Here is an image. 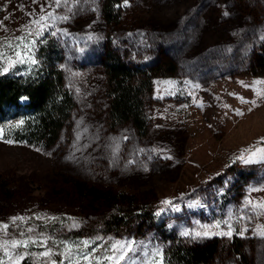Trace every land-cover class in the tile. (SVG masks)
I'll list each match as a JSON object with an SVG mask.
<instances>
[{
    "label": "rangeland",
    "instance_id": "obj_1",
    "mask_svg": "<svg viewBox=\"0 0 264 264\" xmlns=\"http://www.w3.org/2000/svg\"><path fill=\"white\" fill-rule=\"evenodd\" d=\"M100 2L0 0V74L31 72L37 44L50 36L74 100L50 147L12 132L24 108L0 122V176L15 189L9 201L0 193V262L161 264L172 238L218 237L213 264H236L226 243L237 235L254 264H264V74L250 68L264 36V0H128L116 24L105 22ZM108 39L131 62L174 63L152 76L143 136L107 122ZM60 173L133 193L149 205L150 222L107 231L104 208L53 190ZM13 240L35 243L13 248Z\"/></svg>",
    "mask_w": 264,
    "mask_h": 264
},
{
    "label": "trees",
    "instance_id": "obj_2",
    "mask_svg": "<svg viewBox=\"0 0 264 264\" xmlns=\"http://www.w3.org/2000/svg\"><path fill=\"white\" fill-rule=\"evenodd\" d=\"M125 6V0H101V15L106 23L116 24L120 21ZM35 52L39 55L40 62L27 75L0 74V122L11 109L24 108L27 115L12 132L18 134L17 138L29 143L50 147L69 122L74 100L65 86L59 65L61 51L54 40L50 36L44 37L37 44ZM101 64L108 124L116 126L128 123L138 135H145L149 127L145 97L151 90L152 76L158 70L166 68L167 64L173 69L174 63H167L162 58L152 68L131 62L108 39L104 44ZM250 68L254 74H264V36L251 57ZM58 177L59 188H54L55 192H72L90 205L104 208L106 213L102 216L101 224L107 231L130 224L141 226L151 220L149 205L139 202L133 193L98 186L69 174L60 173ZM14 190L10 182L0 176L2 197L8 201L13 199ZM41 221L37 217L31 220L38 225ZM221 247L218 237L196 243L172 238L163 251L161 264H213ZM226 248L233 255L236 264H254L253 256L245 248L241 237L232 235ZM20 264H31V261L23 258Z\"/></svg>",
    "mask_w": 264,
    "mask_h": 264
},
{
    "label": "snow or ice",
    "instance_id": "obj_3",
    "mask_svg": "<svg viewBox=\"0 0 264 264\" xmlns=\"http://www.w3.org/2000/svg\"><path fill=\"white\" fill-rule=\"evenodd\" d=\"M33 2H35V0H33ZM125 2H127V0H125ZM45 19V17H40V20H44ZM37 23H39V21H37ZM19 55V54H18ZM34 62V61H33ZM8 69L7 68H5L4 69V71L6 72ZM22 123V122H21ZM6 142H8V143H11V141H6ZM164 203H170L169 201H165ZM14 220H17V219H22L21 217H16V218H13ZM3 228H7L8 226L7 225H3L2 226ZM185 235H187V233H185ZM197 235H199V233H197ZM223 235H230V233H223ZM30 242H32V243H35V241H16V240H13L12 242H11V246L13 247V248H15V247H17V246H20V245H23V246H27L28 245V243H30ZM83 243L85 244V245H87L88 244V241H83ZM41 255L42 256H48L49 255V253L48 252H44V253H41ZM22 257H18L17 258V264H19V259H21ZM124 257H121V259H123ZM85 259H87V257L85 256ZM0 264H2V262H0Z\"/></svg>",
    "mask_w": 264,
    "mask_h": 264
}]
</instances>
